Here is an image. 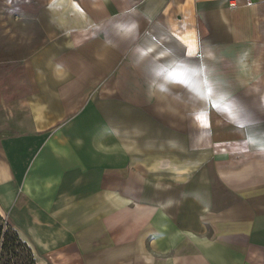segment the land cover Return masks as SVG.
I'll list each match as a JSON object with an SVG mask.
<instances>
[{
    "label": "crops",
    "instance_id": "1",
    "mask_svg": "<svg viewBox=\"0 0 264 264\" xmlns=\"http://www.w3.org/2000/svg\"><path fill=\"white\" fill-rule=\"evenodd\" d=\"M37 13L0 106V211L37 262L264 264V0Z\"/></svg>",
    "mask_w": 264,
    "mask_h": 264
},
{
    "label": "rangeland",
    "instance_id": "2",
    "mask_svg": "<svg viewBox=\"0 0 264 264\" xmlns=\"http://www.w3.org/2000/svg\"><path fill=\"white\" fill-rule=\"evenodd\" d=\"M46 1L0 0V106L3 108L29 91L28 64L23 57L43 41L36 16ZM4 119L10 121V110L0 111V129ZM9 137L10 133L0 132V146ZM3 217L13 227L8 214L3 212Z\"/></svg>",
    "mask_w": 264,
    "mask_h": 264
},
{
    "label": "trees",
    "instance_id": "3",
    "mask_svg": "<svg viewBox=\"0 0 264 264\" xmlns=\"http://www.w3.org/2000/svg\"><path fill=\"white\" fill-rule=\"evenodd\" d=\"M0 264H39L33 248L6 221L1 211Z\"/></svg>",
    "mask_w": 264,
    "mask_h": 264
},
{
    "label": "snow or ice",
    "instance_id": "4",
    "mask_svg": "<svg viewBox=\"0 0 264 264\" xmlns=\"http://www.w3.org/2000/svg\"><path fill=\"white\" fill-rule=\"evenodd\" d=\"M169 78H170V79H178V77H176V76H170ZM179 82L184 83L183 80H180ZM212 106H215V105H212Z\"/></svg>",
    "mask_w": 264,
    "mask_h": 264
},
{
    "label": "built area",
    "instance_id": "5",
    "mask_svg": "<svg viewBox=\"0 0 264 264\" xmlns=\"http://www.w3.org/2000/svg\"><path fill=\"white\" fill-rule=\"evenodd\" d=\"M230 5H231L232 7H235V6H236V2H235V1H231Z\"/></svg>",
    "mask_w": 264,
    "mask_h": 264
}]
</instances>
